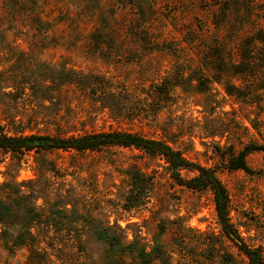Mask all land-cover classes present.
Masks as SVG:
<instances>
[{
  "label": "rangeland",
  "instance_id": "1",
  "mask_svg": "<svg viewBox=\"0 0 264 264\" xmlns=\"http://www.w3.org/2000/svg\"><path fill=\"white\" fill-rule=\"evenodd\" d=\"M232 1L230 20L251 5L264 14V0ZM220 3L0 0V119L10 134L117 129L171 141L219 167L232 222L264 248V150L248 155L251 172L222 159L230 145H264V78L254 71L240 100L213 82ZM1 203L0 264H248L213 193L175 183L164 159L135 147L0 149Z\"/></svg>",
  "mask_w": 264,
  "mask_h": 264
},
{
  "label": "trees",
  "instance_id": "2",
  "mask_svg": "<svg viewBox=\"0 0 264 264\" xmlns=\"http://www.w3.org/2000/svg\"><path fill=\"white\" fill-rule=\"evenodd\" d=\"M232 2V0H225V3H220V11H222L224 17H217L214 20L218 28L224 29L225 35H219V43L217 47L214 46L213 50L216 54L213 56V66L216 67L218 64L219 71L211 77L213 82L222 84L230 96L240 100L248 97L247 85L250 83L254 71L258 70L259 79L264 78V14L259 15L251 5L248 7L249 16L230 20L228 19V10L233 6L234 11H238L240 7L237 1ZM253 2L255 3L256 0ZM231 46L235 49L236 56L232 50H229L232 49ZM71 72L75 73L74 69ZM203 77L201 75L196 78L199 88H203V85L208 86L202 81ZM167 84L168 81H166V84L155 85V88L158 89L155 91L154 98L162 92H168L167 90L163 91ZM171 86H174V84ZM33 87L34 85L29 88L33 91L35 88ZM26 88L23 87L24 92ZM113 90L112 87L110 91L106 92L114 95ZM113 146L135 147L142 152L159 156L168 163L171 178L175 183L190 189L210 190L214 195L218 216L226 235L247 256L248 264H264L263 246L247 243L231 220V197L219 174V167L189 158L182 149L175 147L171 141L148 136L137 131L113 129L56 136L36 133L30 135L10 134L7 131V124L0 119V149L8 152L24 154L31 151L41 152L53 149L86 152ZM228 150V153L222 154V159L226 164L225 168L251 172L248 155L255 151L264 150V145L252 143L245 145L240 150H237L235 145H230ZM184 171L192 174L186 176ZM5 211L6 208L1 203L0 216L3 217ZM29 234L33 239L36 238L31 230H29ZM29 250L32 252V258L34 259L43 258L47 253V249L36 245V243L30 244Z\"/></svg>",
  "mask_w": 264,
  "mask_h": 264
}]
</instances>
